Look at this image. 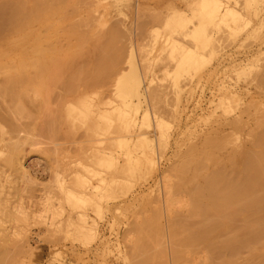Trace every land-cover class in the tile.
<instances>
[{
	"label": "rangeland",
	"instance_id": "rangeland-1",
	"mask_svg": "<svg viewBox=\"0 0 264 264\" xmlns=\"http://www.w3.org/2000/svg\"><path fill=\"white\" fill-rule=\"evenodd\" d=\"M54 1L56 3V0ZM68 1L66 0L65 8L67 14L65 10L54 15L48 22L53 24H42L39 19L33 24L38 29L37 33L40 32L44 47L51 48L53 45L49 42L54 39V59L60 60L61 63L65 61V64L60 63L61 66L64 65L61 71H65L63 73L65 77L69 76L72 70L78 68L80 70V67H86L99 57L97 55L99 49L103 50L110 44L112 38L108 37L114 32L119 36L117 39L121 38V42L118 41L117 44H122L121 47L124 45V48L120 47V52L124 51L120 53L117 44L113 45L112 42L118 50L116 53L113 52L115 53L113 55L118 58L120 54V60L117 59L118 63L114 58L117 65L115 63L112 66L114 72L112 70L107 72L113 75L108 74L111 76L104 77V80L108 79L107 83L102 80L103 84L100 81V85L96 82L94 87L87 86L91 88L82 84L76 89L79 91V93L76 91L78 95L75 91L65 95L63 91L67 92L64 88L66 86L62 87L65 82L57 81L56 83L59 82L60 85L58 83L56 86L54 82V90L50 94L53 93L48 98L50 109H45L42 103L47 100L46 96L38 95L33 88L30 90L32 89L35 94L31 90L28 91L29 96H26L28 92L20 96L22 92L18 93L17 88L18 95L14 96L19 97L15 98L9 93L11 91L15 93L16 88L11 90L8 87L10 91L7 92L5 87L10 81L7 77L13 71V63L18 64L21 58V49L17 46L7 47L2 42L7 36L19 35L20 33L15 31L19 30L22 22L15 13L12 14L15 6L11 5L9 8L13 2H9L7 7H1L4 0H0V48L4 45L8 51L11 50L8 52V59L2 62L4 66L2 64L0 66V264H231L228 262L235 259L231 257L232 260L227 261L230 255L241 257L235 261L236 264H242V258V261L245 258L243 262L247 264L248 259L255 260L259 253L261 255V252H264L262 250L264 245L258 244L256 248L260 249L258 250L260 252L248 255L251 250L245 248V245L240 246V248L243 246L242 250L239 248L241 251L235 250L242 244L243 239L238 242L237 237L235 243L240 244L237 243L238 246L235 245L234 248L227 247L229 250L222 249L226 247L222 242L226 239L225 234L231 230L233 232L237 227L245 226L247 234L252 231L257 234L256 229L252 228L251 231L253 224L250 223H255L253 226L257 228L264 222V213L263 218L260 217L261 221L253 217L254 220H259V224L256 221L250 222L253 219L248 215L250 211L241 210L240 217L238 214L232 215L234 220L228 216L222 218L221 225L224 228L228 227L225 224L228 219L230 228L234 229L229 228L228 232L222 227V233V230L219 233L217 231V236L225 238L219 239V244L225 247L219 245V248L214 249L215 254L218 252L216 257L210 253L212 247L209 249L206 241L201 245L202 240H199L200 245L190 246L192 243L195 244V241L190 239L193 235L191 232H197L196 226L197 229L202 228V224L205 226L203 222L200 223L201 226L197 223L204 215V211L205 213L208 211L201 210L203 211L201 216L200 212V215L196 214L195 209L188 207L187 201L190 197L187 194L196 186V180L198 183L201 180L189 174L193 166L195 168L194 163L189 166V171L182 168V163L183 158L187 159L188 155L200 156L209 140L212 144L213 140L224 138L223 148L219 149L222 151L217 150L218 156L221 155L219 158L225 157L232 148L235 150L236 147L252 146L253 142L250 140L251 138L254 140L255 136L250 135V131L252 133L256 131L252 130L253 127H258L255 125L264 120L262 91L264 83L261 82L264 80L260 78L264 77V0H220L223 4L216 0L218 3L215 4H220L221 8L213 5L215 0H210L213 1L211 9L213 6H216L214 10L219 7V12L217 19L208 22L209 25L206 23L208 28L204 29L208 32L205 31L210 40L207 39V43L202 46L200 40L194 41L192 38L196 32L203 29L201 25L206 22L203 18L196 17H199L197 13L203 3L209 4L207 0ZM225 6L234 9L236 14L233 12L234 15L230 16ZM9 10L12 16L16 15L13 16L14 19L8 16ZM19 16L22 17L20 14ZM8 21L10 23L13 21L14 26L7 23ZM206 24L203 26H207ZM245 24L247 25L244 26ZM43 27L46 30H42ZM172 41L174 43H171ZM105 45L107 46L102 48ZM113 48L111 50H114ZM174 48L197 52L198 56L190 61L192 65L188 62L185 69L179 64L182 59L180 51L179 55L176 54L178 56H174L177 52ZM200 55L201 58H198ZM65 58L69 60L66 61ZM202 58L203 61L206 60L204 63ZM189 64L191 66H188ZM66 66L70 69L67 70ZM31 69L29 66L26 69L27 73H24L25 77L28 75L26 77L28 79L31 76L30 72L33 71ZM133 75L140 80L138 94L127 93L122 85L126 76ZM23 76L19 77L20 80ZM25 77L22 82L24 79L28 82ZM19 78L15 81L18 82ZM80 95L83 98L86 95L87 101L91 100L88 102H92L90 108L94 112L89 113L87 109L88 113L79 111V115H76L78 112L76 111L71 114L70 108L72 109L73 105L75 107L78 104L80 108V100L82 106L85 103ZM18 106L22 109L24 107L26 112H21L22 109ZM16 110L18 111L15 112ZM50 110L51 113L54 112V118L60 116L57 123L54 121L55 126L52 127V122L50 123L53 129L48 127L49 123H44L45 120L48 122L52 120L51 117L49 120L46 117ZM103 110L105 115H109L110 112L112 121L108 120L109 118L108 122L105 118L101 121L100 114L101 117L105 116ZM120 114L126 115L128 121ZM72 115L80 116L79 118L86 116V120L82 118L85 120L83 122L79 118L73 119ZM256 116L257 119L261 116L258 121ZM99 120L103 125L107 123L105 127ZM238 120H242L241 125L236 123ZM109 122L110 132L106 127ZM127 123L131 125L125 126ZM45 124H48V128ZM100 125L103 126V130L107 129L108 133L103 131L104 133L99 135L102 131ZM49 128L52 131H49ZM216 132L222 136L217 133V137H214ZM51 133H54V136ZM219 136L221 138H218ZM191 149L197 150L198 154L195 152L197 155H193ZM200 149L202 150L199 151ZM100 160L102 163L103 161L115 163H108V167L106 164L102 165ZM208 163L206 170L209 172L214 169V162ZM177 164L180 166L176 167ZM186 170L190 176L184 179L187 175ZM184 184L188 186H183ZM96 186L99 187L97 190L94 189ZM71 191L75 194H71ZM90 192L94 193L93 196ZM78 193L83 196H80L83 202L85 198L88 199L84 206L78 204L79 199L75 197ZM72 195H75L77 206L73 204ZM95 203H99L101 209H98V204ZM192 212L196 215L191 214ZM210 214L212 217L210 215L209 220L219 215L214 212ZM219 216L220 219L223 217ZM208 219L207 221L204 219V222H212ZM220 219L216 218L218 222ZM179 222H185L184 227L188 229L193 226L191 227L193 230L190 229L187 234L183 232L184 237L179 235L180 229L176 228L181 226ZM211 224L206 227L209 228ZM247 224L251 225L250 228ZM262 224L264 225L261 223L260 226L263 228ZM206 227L203 228L207 229ZM247 227L250 231H247ZM240 230L235 229L236 232ZM243 230L242 235L245 236L246 232ZM259 230L257 231L261 237L258 233L256 238L259 240L262 238L261 242L264 244L262 235L264 230ZM235 231L234 233L238 235ZM230 234L233 235L229 233V237ZM240 235H238L240 238H244ZM185 236L189 237H186L190 239L189 242L187 239L186 243L183 241ZM215 241L218 243L217 238ZM253 242L255 243L256 239ZM184 244V248L181 247ZM179 250L181 254L177 255ZM183 250L188 251L184 253ZM233 250L237 255L232 254ZM219 252H223L221 253L223 256ZM240 252L243 253L239 256ZM260 255L258 259L262 262L264 255H261L262 258ZM259 260L256 259L250 264H261Z\"/></svg>",
	"mask_w": 264,
	"mask_h": 264
},
{
	"label": "bare ground",
	"instance_id": "bare-ground-1",
	"mask_svg": "<svg viewBox=\"0 0 264 264\" xmlns=\"http://www.w3.org/2000/svg\"><path fill=\"white\" fill-rule=\"evenodd\" d=\"M70 1V0H69ZM68 1V2H69ZM208 2H209V4L208 3H203V6H202V8H201V10L199 11V13H197L198 14V16L199 17H196V19L197 18H203V20L204 21H206L205 22V24L206 23H208V22H210V21H214L215 19H217V17H218V12H219V7H217L215 10H217L218 9V11H215L214 10V8L216 7V6H220V4L219 5H217V4H215L217 1L215 0V2L213 3V5H216L215 7L213 6V8L211 9V7H212V3L211 2H213V1H210V0H207ZM218 1H220V0H218ZM9 2H13L12 4H10V6H9V8L11 7V5H13V6H15V8L13 9V13L12 14H16L17 15V17H19L21 20H19L20 22H22L21 23V25H19L20 26V28H19V30H16L15 32H17L18 31V33H20L19 35H17V36H14V37H12V36H7L5 39H4V42H2V43H4L7 47H12V46H17V47H20V49H21V58H20V60L18 61V64H14L13 63V65L12 66H14L13 67V71H11V73H9V69H8V75H9V77H7L8 78V81H9V79H10V81L9 82H7V85H6V89L9 87L11 90H12V88H16L15 89V93H12V91H11V93H9V94H12L13 95V97H15L14 96V94L15 95H18V93L19 92H22V94H20V96L21 95H23V93L24 94H26L28 91H30L31 92V90H30V88H33L34 89V91L36 92V93H38V95H40L41 96V94H43V95H45L46 96V98H45V96L43 97V100H45V99H47V100H45V101H42V103H44L43 105H44V108L45 109H50V107H49V105H48V98L50 97V95H52V93L50 94V92L52 91V90H54L53 88H54V82H55V86H56V84H58V83H56L57 81H60V83H61V81L63 80L65 83H63V85H62V87L63 86H66V87H64L65 89H66V91L67 92H65V91H63L64 92V94L65 93H71V92H73L74 93V91H75V94H77V93H79V91L78 90H76V89H79V88H77L78 86H80V85H82V84H84V86L85 87H87V86H93L94 87V85L95 84H97V83H99L100 81L102 82V80H104V77H106V76H111V75H113V73H110V72H112L113 70L112 69H114V68H112V66H114V64L115 65H117V62L119 63V61L117 60L118 58H119V56H120V54H118V58H116V57H114V55L113 54H115L116 52V48H117V46H118V50L119 49H121V48H124V45H123V47H121L122 46V44L120 45L119 43L121 42V38H119V39H117L119 36L117 35V34H115L116 32H114L113 34H112V32L110 33V34H112V35H110V36H112V37H108V39L109 38H112V39H110V42L109 41H106L107 43L109 42L111 45L113 44V45H116L117 44V42L119 41V45L117 44V46H113L112 45V47H110L111 45L110 44H108V46L107 45H105V46H102V48L103 47H106V48H104L103 50H101V49H99L100 50V52H99V54H97V55H99V57H97V58H95V60L94 61H92V62H90V64L88 65L87 64V66L85 67V66H83V68H81L80 67V70H78L77 68V70H75L74 68V71L72 70V72H69V76H64V74L63 73H65V71H61V69H62V66L64 67V65H62L61 66V64H65V61L63 62V63H61V62H59L60 60H56V59H54V39L52 40V41H50L49 43L50 44H52L51 46V48L50 47H47V48H49V49H47L46 47H44L43 46V44H42V41H43V39H42V37L39 35L40 34V32H39V34L37 33L38 32V29L36 28V27H34V22L36 23V21H38V19L40 20V22H43L42 24H46V25H48L49 23V20L52 18V17H54V15H56V14H58V13H62V12H64L65 10V12H66V14H67V9H65L66 7H67V2H66V0H56V3H55V1L54 0H4V2L1 4V7L2 6H5V7H7V4H9ZM202 2V1H201ZM205 2H206V0H205ZM74 3H76V2H74ZM73 3V4H74ZM218 3V2H217ZM220 3H222L221 1H220ZM223 4V3H222ZM221 4V5H222ZM71 5V4H70ZM210 7H209V6ZM5 7H3V9L5 8ZM200 7H201V4H200ZM220 8H221V6H220ZM224 8H226V6L224 7ZM229 8V9H228ZM228 8H226V11L228 12V13H230V16H233L234 15V13L236 12L234 9H230V7H228ZM2 9V10H3ZM228 9V10H227ZM6 10V9H5ZM234 10V11H233ZM8 11V10H7ZM10 11V10H9ZM16 11V12H15ZM215 11V12H214ZM234 12V13H233ZM7 13V12H6ZM8 14V16L10 15L11 17H13V16H16V15H11V11H10V13H7ZM19 14L22 16V17H20L19 16ZM66 14H64V15H66ZM222 14V13H221ZM226 14V13H225ZM232 14V15H231ZM236 14V13H235ZM227 15V14H226ZM224 16V18H226L225 17V15H223ZM223 16H221L222 18H223ZM229 16V15H228ZM62 17H64V16H62ZM61 17V18H62ZM12 19H14V17L12 18ZM37 19V20H36ZM184 19V18H183ZM229 19H230V17H229ZM240 19V18H239ZM23 20V21H22ZM36 20V21H35ZM202 20V19H201ZM200 20V21H201ZM220 20H222V19H220ZM9 21H11L10 19H9ZM7 22V23H10V22ZM181 21H183V20H181ZM226 21V20H225ZM234 21V20H233ZM240 21H242L241 19H240ZM212 22H211V24H212ZM217 22V21H216ZM13 21L10 23V24H12L13 25ZM179 23H180V21H179ZM183 23V22H182ZM51 24H53V23H50L49 25H51ZM181 24V23H180ZM179 24V25H180ZM205 24H203V25H205ZM216 24V23H215ZM119 25V24H118ZM183 25V24H182ZM203 25H201L202 27H203V29H202V27H201V29L202 30H200L199 32H196L195 34H194V37L192 38V39H194V41L195 40H200L201 42V46H202V44H205V43H207L206 41H207V39H209V37L207 36V31L204 29V27L206 28H208V25H209V23H208V25L207 26H203ZM238 25V24H237ZM247 24H245L244 26H246ZM14 26V25H13ZM17 26V25H16ZM117 26V25H116ZM116 26L113 28V30L116 28ZM120 26V25H119ZM181 26V25H180ZM216 26V25H215ZM230 26V25H229ZM228 26V27H229ZM9 27V26H8ZM48 27H50L51 28V26H48ZM241 27V26H240ZM10 28H11V26H10ZM45 27H43L42 28V30H46V29H44ZM47 28V27H46ZM117 28H119V27H117ZM187 28V27H186ZM206 28V29H207ZM230 28V27H229ZM13 29H15V28H13ZM48 29V28H47ZM197 29V28H196ZM186 30V29H185ZM188 30V29H187ZM198 30V29H197ZM39 31H41V30H39ZM184 31V30H183ZM205 31L207 32V33H205ZM239 30H237V32H238ZM14 32V31H13ZM71 33V32H70ZM118 33V32H117ZM157 33V35H158V32H156ZM170 33V32H169ZM14 34V33H13ZM50 34V33H49ZM48 34V35H49ZM162 34V33H161ZM113 35H115V36H113ZM119 35H121L120 34V30H119ZM118 36V37H117ZM205 36H207V37H205ZM168 37V36H167ZM174 37V36H173ZM114 38L116 39L115 41H114ZM171 38H172V36H171ZM196 38V39H195ZM107 39V40H108ZM124 39V38H123ZM122 39V40H123ZM210 40V39H209ZM208 40V41H209ZM53 42V43H52ZM113 42V43H112ZM116 43V44H115ZM171 43H174L173 41L171 42ZM198 43V42H197ZM176 44V43H175ZM170 46H172V45H170ZM174 47H175V45H173ZM176 46H178V44L176 45ZM114 47V48H113ZM121 47V48H120ZM114 49V50H111V49ZM177 48V47H176ZM176 48H174V50H176ZM180 48V47H179ZM181 48H184V47H181ZM117 50V51H118ZM174 50H173V52H174ZM182 50V49H181ZM176 50L177 52H175V54H174V56L176 55V54H178L179 55V53H178V51H180V55H182V59H181V61H180V63L179 64H181V66H182V68H185L186 69V65L188 64V62L190 63V61L192 60V59H195V58H197V54L196 53H194L193 51H190V52H188V50H186V49H184V50ZM11 51V50H10ZM10 51H8V49L7 48H5L4 47V45L0 48V66H1V64H2V62H4L6 59H8V55H9V53L8 52H10ZM111 51H112V53H111ZM124 51V50H123ZM122 50H121V52H123ZM184 51V52H183ZM185 51H187V52H185ZM113 52H115V53H113ZM119 52H120V50H119ZM120 52V53H121ZM181 52L183 53V54H181ZM192 52V53H191ZM172 53V52H171ZM173 54V53H172ZM171 54V55H172ZM178 55H176V56H178ZM71 56V55H70ZM116 56H117V54H116ZM173 56V55H172ZM122 57V56H121ZM61 58V57H60ZM117 60V62H115L114 60L115 59ZM198 58H201V55H200V57H198ZM57 59H59V58H57ZM67 58H65V60H66ZM69 60V59H68ZM68 60H66V61H68ZM119 60H120V58H119ZM196 60H198V59H196ZM202 61H203V58L201 59ZM204 61H206V60H204ZM204 61H203V63H204ZM120 62H122V61H120ZM196 62V61H195ZM61 63V64H60ZM70 63V62H69ZM192 63V62H191ZM190 63V64H191ZM66 64H68V62H66ZM188 65V66H191V65ZM3 65V64H2ZM69 65V64H68ZM4 66V65H3ZM12 66H11V68H12ZM29 66L33 69V71H34V73H33V71H31L30 72V74L29 75H31V76H29V79L28 78H26L25 77V74L24 73H27V71L28 70H26L27 68H29ZM69 66H72L71 65V63H70V65ZM200 66V65H199ZM67 67V66H66ZM72 68V67H71ZM188 68V67H187ZM31 69V70H32ZM68 69H70V68H68L67 67V70ZM63 70H64V68H63ZM110 70H112V71H110ZM118 70V68L116 69V71ZM30 71V70H29ZM108 71H110L109 73H107ZM114 72V71H113ZM29 73V72H28ZM32 73V74H31ZM23 74H24V76H23ZM107 74V75H106ZM108 74H111V75H108ZM65 75H67V74H65ZM21 76H23L22 77V79L25 77L26 79H28V82L24 79V81L22 82V79L20 80V78L19 77H21ZM17 78H19L18 80V82H16L17 81ZM261 79H263L264 80V77L262 78V76L260 77ZM258 79V78H257ZM256 79V80H257ZM16 80V81H15ZM107 78H105V80L104 81H106V83H107ZM21 81V83H19ZM27 82L26 84L24 83V82ZM259 82H260V80H258ZM97 82V83H96ZM100 82V83H101ZM261 82L262 83H264V81H262L261 80ZM60 83H59V85H60ZM100 83L99 84H97V85H100ZM20 84H23V85H20ZM65 84V85H64ZM102 84H103V82H102ZM259 84V83H258ZM122 85H124L123 87H124V90L126 89L128 92L127 93H130V94H138L139 93V85H140V80H139V78L138 77H136V76H126V78H124V80L122 81ZM260 85V84H259ZM91 86V87H92ZM96 86V85H95ZM262 86V85H261ZM91 87H87V88H91ZM123 87H122V89H123ZM262 87H264V86H262ZM261 87V88H262ZM17 88H19L18 90V93H17ZM28 88H29V90H28ZM6 89H5V91H6ZM10 89H7V92H9L10 91ZM263 89V88H262ZM9 90V91H8ZM62 90H63V88H62ZM33 90H32V92H34ZM76 91H77V93H76ZM262 91H264V90H262ZM7 92H5V93H7ZM30 92H28L27 94H26V96H29L30 94ZM35 92H34V94H35ZM123 93H124V91H123ZM126 93V92H125ZM66 95V94H65ZM78 95V94H77ZM126 95H129V94H126ZM26 96H23V98L24 97H26ZM48 96V97H47ZM80 96H82V95H80ZM86 96V95H85ZM84 96V98H83V96H82V98H83V100H85V97ZM123 96H125V95H123ZM12 97V96H11ZM19 97V96H18ZM18 97H15V98H18ZM64 97V96H63ZM69 97H71V96H69ZM45 98V99H44ZM81 98V99H82ZM124 98V97H123ZM22 99V98H21ZM65 99V98H64ZM67 99V98H66ZM126 99V98H125ZM80 100V99H79ZM71 101V100H70ZM73 101V100H72ZM71 101V102H72ZM88 101H91V100H88ZM87 101V99L85 100V103H87V104H85L84 103V101H83V103H84V105L82 106L81 105V100H80V102H79V106H80V108L78 107V104H76L75 105V107H74V105L72 106V104L74 103V102H72V104H71V106H72V109L70 108V110L72 111L71 112V114H73V112H76V111H78L77 112V114L76 115H79V111H83V112H85V113H88L87 112V109H88V111H89V113L90 112H94V111H92V109L90 108V105H91V107H92V102H88ZM69 103V102H68ZM75 104V103H74ZM132 104V103H131ZM17 105H19V104H17ZM43 105H42V108H43ZM22 106V105H21ZM20 106V107H21ZM70 106V107H71ZM78 108H77V107ZM82 106V107H81ZM95 106V105H94ZM93 106V107H94ZM19 106H18V108H20ZM122 108V107H121ZM15 109H17V107L15 106ZM14 109V110H15ZM21 109H22V107H21ZM20 109V110H21ZM24 107H23V109L21 110V112L22 111H24ZM69 109V108H68ZM77 109V110H76ZM79 109V110H78ZM118 109V108H117ZM116 109V110H117ZM120 110V109H119ZM119 110H117V111H119ZM18 110H16L15 112H17ZM53 111H54V109H53ZM52 111V113H51V110H50V112L49 113H47L48 115L46 116L47 118H48V120H49V117H51L50 119H52L51 121L49 120V122L48 121H44V123L45 122H47V123H49V126L48 127H50V128H52L53 126H55V124H54V121L57 123V118L58 117H56V118H54V112ZM101 111V110H100ZM99 111V112H100ZM104 111V110H103ZM124 111V113H125V110H123ZM24 112H26V111H24ZM80 112V113H81ZM113 112V111H112ZM122 112V111H121ZM19 113H20V111H19ZM52 115H51V114ZM103 113V112H102ZM109 113V115L107 114V115H105L106 113H105V111H104V117H103V115H102V117H101V114H100V118L102 119V118H105L106 120L105 121H107V119L108 120H111L112 121V116L110 117V112H108ZM123 113V114H124ZM24 114V113H23ZM50 114V115H49ZM71 114H68V115H71ZM82 114V113H81ZM123 114L121 115V117L122 118H124V116H125V121L127 120V117H126V115H124L123 116ZM21 115H22V113H21ZM89 115H91V114H89ZM92 115H93V113H92ZM118 115V114H117ZM74 115H72L71 117L73 118V119H75V118H79L78 116L77 117H73ZM82 116H83V114H82ZM81 116V118H79V120H83V119H85L86 120V116H85V118L84 117H82ZM53 117V118H52ZM88 117V116H87ZM90 117V116H89ZM95 117V116H94ZM130 117V116H129ZM128 117V118H129ZM259 117V119H260V117L261 116H258ZM59 118H60V116H59ZM58 118V119H59ZM70 118V117H69ZM83 118V119H82ZM93 118V116L91 117V119ZM97 118V117H96ZM111 118V119H110ZM72 119V120H73ZM88 119V118H87ZM98 119H99V117H98ZM113 119H114V117H113ZM124 119H122V120H124ZM130 119H132V115H131V118ZM129 119V120H130ZM238 119H240V118H238ZM256 119H257V116H256ZM255 119V120H256ZM259 119H257V121L259 120ZM71 120V121H72ZM77 120V119H76ZM78 120V121H79ZM85 120H83V122H85ZM89 120H90V118H89ZM77 121V122H78ZM101 121H104L103 119L101 120ZM101 121L99 120V122L101 123ZM128 121V120H127ZM135 121H136V119H135ZM235 121V120H234ZM236 121H237V119H236ZM52 122V127H51V123ZM73 122V121H72ZM74 122H76L75 120H74ZM79 122H82V121H79ZM82 122V123H83ZM108 122V121H107ZM114 122H115V120H114ZM131 122V121H130ZM129 122V123H130ZM256 122V121H255ZM123 123V122H122ZM124 123H126V122H124ZM129 123H127V125H125V126H128V124ZM131 123H133V121L131 122ZM236 123H239L240 125H241V123H242V120L241 121H239L238 120V122H236ZM58 124H59V122H58ZM105 124H107V123H104V125ZM110 124V125H109ZM134 124V123H133ZM238 124V125H239ZM258 124V125H257ZM255 126H258V127H253L254 129H252L253 131L254 130H256V131H254L253 133H252V131H250V135H254L255 136V138H254V140H252L253 138H251V142H253V143H251V147H247V148H245V147H243V148H238V147H236V149H239V150H241V151H237L236 149L234 150L233 148L232 149H230L226 154L227 155H225V157H223V158H219V156H221V155H219L218 156V152H217V150L218 151H220L219 149H220V147H222L223 148V142L225 141L224 140V138L222 137V139L224 140H221V139H219V140H217L216 141V139L215 140H213V143L211 144V140H209V143H210V145H209V143L204 147V149L202 150V149H200L199 151H201V155L200 156H192V155H188V157H187V154L188 153H186L185 154V156L187 157V159H185V158H183V160H184V162L182 163L181 162V160H180V162L182 163V168L185 170V169H187L188 171H189V166H191L192 165V163H194L195 164V168H194V166H193V170H192V168L190 169V170H192V171H194V173L191 171H189V174L191 173V176L192 175H194V177H198V178H200L199 180H201V181H199V183H198V180H196V186L194 187V188H192V190H190L189 191V194H187L189 197H190V199H189V201H187L188 202V207H190L191 206V208L192 209H195V213L196 214H199V212H200V214H201V216H202V213H203V211L204 210H206V212L208 211L209 212V214H208V212L207 213H205V211H204V215L203 216H206V215H208V217L206 216V218H203V216H202V218L200 219L199 218V220L200 221H198L199 223H197V224H199L200 226H201V224H202V222L203 223H205V226H204V224H202V228H199L198 227V229H197V226H196V229H195V231L197 230V232L195 233H193V231L191 232V234H193L192 235V237H190V239L194 242L195 241V244H193L192 242V244L190 245L191 247H193L194 245L196 246V245H202L203 244V241H206L207 242V244H209V249L212 247V249H210V250H208V249H206V250H208V252L210 251V253H212V255L213 254H215V251H214V249L215 248H217L219 245L221 246V244H219L220 242V240H224L223 238H220V235H218L217 236V234L221 231V233L223 232V229H225V230H228L230 227H231V224L229 225V221H228V219H227V221L226 220H224V222L226 221V223L225 224H227V226L228 227H226L225 226V228H224V226L223 225H221V221H222V218H225V217H231L230 219H232L234 216H232V215H237L238 217H240L239 215H240V213L242 212L241 210H243V211H245V212H249L248 213V215H249V217L251 216V219L253 218V217H257L256 219H258L259 218V220L261 221V219L264 217L263 216V213H264V120L263 121H259L258 123H257ZM46 125V127H47V125L48 124H45ZM96 125H97V127H99V125L96 123ZM101 125H103L102 123H101ZM100 125V127L102 128V131H101V129H100V131H101V133L99 134V135H102V132L104 131L105 133H108V132H110V130H111V127L108 129V127L109 126H111V123L109 122L108 123V125L106 126L107 127V129H108V132H106L107 131V129H104L103 130V126H101ZM113 125H114V123H113ZM129 125H131V124H129ZM56 126H58V125H56ZM124 126V125H123ZM47 127V128H48ZM105 127V126H104ZM122 127V126H121ZM50 128H49V131H52V130H50ZM57 128V127H56ZM256 128V129H255ZM53 129V128H52ZM260 129V130H259ZM262 129V130H261ZM48 130V129H47ZM47 130H45V131H47ZM99 130V129H98ZM96 133H97V130L95 129L94 130ZM99 131V132H100ZM53 132H54V130H53ZM98 132V133H99ZM103 132V133H104ZM49 133V132H48ZM96 133H95V135H96ZM217 133H219V132H216V134L214 135V137H217L216 135H217ZM255 133V134H254ZM50 134V133H49ZM52 135L54 134V133H51ZM220 134V133H219ZM108 135V134H107ZM221 135V134H220ZM54 136V135H53ZM222 136V135H221ZM221 136H219L218 138H221ZM253 136V137H254ZM99 137V136H98ZM213 138V137H212ZM208 139H210V138H208ZM223 141V142H222ZM225 143V142H224ZM247 145V144H246ZM225 147V146H224ZM191 148H193L192 146H191ZM194 149V148H193ZM187 151H189V150H187ZM191 151H193V152H191V153H194L193 155H197L198 154V152H197V150L196 151H194V150H192L191 149ZM222 151V150H221ZM220 151V152H221ZM96 152V151H95ZM98 152V151H97ZM186 152V151H185ZM195 152L197 153V154H195ZM130 153H131V151H130ZM109 154H110V152H109ZM106 155V154H105ZM108 155V154H107ZM100 156V155H99ZM112 156V155H111ZM114 156V155H113ZM185 156H183V157H185ZM222 156H224V155H222ZM110 157V156H109ZM104 158V157H103ZM108 158V157H107ZM113 159V158H112ZM108 160V159H107ZM115 160V159H114ZM103 161V160H102ZM110 161V160H109ZM209 161H213L214 162V169L211 167V169H213V170H211V171H207L206 170V164H209L208 162ZM100 162H101V160H100ZM104 163H102V165H104V166H106L108 163H113L112 161L111 162H108V163H106L107 161H103ZM136 162V161H135ZM179 162V163H180ZM115 163V162H114ZM113 163V164H114ZM211 163V162H210ZM106 164V165H105ZM212 164V163H211ZM211 164H210V166H211ZM117 165V164H116ZM178 166H176V167H179L180 166V164H177ZM108 166V165H107ZM110 166H113V165H111L110 164ZM209 166V165H208ZM207 166V167H208ZM109 167V166H108ZM115 167V166H114ZM100 168V167H99ZM102 168V167H101ZM116 168V167H115ZM106 169V168H105ZM101 170V169H100ZM180 170V169H179ZM178 170V171H179ZM183 170V171H184ZM185 171V173L187 174V172L188 171ZM182 172V171H181ZM185 173H183V174H185ZM178 174H180V172L178 173ZM182 175V174H181ZM188 176H190V175H186L185 176V178H184V176H183V178L184 179H186V177H188ZM179 177H180V175H179ZM181 178V177H180ZM182 178V179H183ZM115 179V178H114ZM106 180V179H105ZM108 182V181H107ZM116 182V181H115ZM86 183V182H85ZM114 183V182H113ZM105 184V183H104ZM116 184V183H115ZM105 185H107V184H105ZM180 185V184H179ZM188 186L187 184H184L183 186ZM99 187H97L96 186V188L94 187V189H98ZM111 188V187H110ZM183 188V187H182ZM113 189V188H112ZM184 189H187V188H184ZM188 189H190V188H188ZM68 191V190H67ZM70 191V190H69ZM122 191V190H121ZM100 192V191H99ZM110 192V191H109ZM71 194L73 193L72 191L70 192ZM93 192H90V194H92ZM103 193V192H102ZM186 193H188V192H186ZM73 194H75V193H73ZM80 193H78V195H74L76 198H77V200H78V204H82V206H84L85 205V203H88V199L87 198H85L86 200H84L85 202H83V199L81 198L80 199V196L81 197H83L81 194L79 195ZM85 194V193H84ZM87 194V193H86ZM89 194V193H88ZM87 194V195H88ZM94 194V193H93ZM93 194H92V196H93ZM106 195H107V193H105ZM73 196V195H72ZM73 196V197H74ZM103 196H105V195H103ZM75 197L74 198H72L71 197V199H73V204L75 205L76 203H77V200L75 199ZM79 197V198H78ZM101 197V196H100ZM99 197V198H100ZM110 197V196H109ZM108 197V198H109ZM90 198V197H89ZM92 198V197H91ZM68 199V198H67ZM76 200V201H75ZM94 200V199H93ZM72 201V200H71ZM87 201V202H86ZM80 202V203H79ZM95 202V201H94ZM173 202H174V200H173ZM182 202V201H181ZM177 203V202H176ZM179 203H180V201H179ZM84 204V205H83ZM96 204V203H95ZM98 204V209H101V208H99V206L101 207V205H99V203H97ZM96 204V205H97ZM172 204V203H171ZM186 204V203H185ZM87 205V204H86ZM76 206H77V204H76ZM185 206H187V205H185ZM96 207V206H95ZM187 208V207H186ZM190 208V209H191ZM191 209V210H192ZM191 210H190V212H191ZM201 210H203L202 212H201ZM252 210V211H251ZM193 211V210H192ZM210 212H214L215 214L217 213V214H219V215H222L223 217H221V219H220V216L219 215H217L218 217H216V218H219L220 219V222H218V220H216V218H213L214 220H215V222H214V220L211 218L210 220H212V222L208 219V218H210V217H212V215L210 214ZM194 212H192L191 214H193ZM193 214V215H196V214ZM190 214V213H189ZM199 214V215H200ZM211 215V216H210ZM247 215V214H246ZM210 216V217H209ZM236 216V218H238ZM263 216V217H262ZM227 217V218H228ZM260 217H262V218H260ZM246 218H248V217H246ZM245 218V219H246ZM203 219V220H202ZM204 219H205V221H207L206 219H208L210 222H207L208 224H211L212 226H208L209 228H207L206 227V225H208L206 222H204ZM232 220H234V218L232 219ZM248 219H246V221H247ZM259 220H254V218L252 219V221H250V222H253V221H256V223L257 224H259L260 222H259ZM263 220H264V218H263ZM82 221H84V220H82ZM214 222V223H213ZM224 222H223V224H224ZM247 222H249V221H247ZM249 222V223H250ZM180 223V222H179ZM185 223V222H184ZM184 223L183 222H181L180 224H181V226H177L176 227V224H175V226L174 227H176V228H179L180 229V231L179 230H176V231H179L178 232V234L179 235H182L183 237H184V233L185 234H187V231H189L190 229H191V227H193V226H191V227H189L190 229H188V228H186V227H184L185 225H184ZM201 223V224H200ZM216 223V224H215ZM261 223H264V222H261ZM261 223L258 225L259 227H261V228H258V226H257V228H255L253 225H256L255 223H250V224H253L252 225V227L250 228V226L251 225H248V227L251 229V231L253 230L252 228H254V229H256L255 231L257 232V234L259 233V237H261V234H260V232H258L257 230H259V229H262V230H264V225H263V228H262V226H260L261 225ZM224 224V225H225ZM73 225H75V224H73ZM173 225L174 224H172V228H173ZM179 225V224H178ZM183 225V226H182ZM187 225V224H186ZM221 225V226H220ZM82 226V225H81ZM84 226V225H83ZM188 226V225H187ZM189 226H190V224H189ZM195 227V226H194ZM203 227H206L207 229H205V228H203ZM222 227H223V229H222ZM232 227H234V226H232ZM248 227H247V231H250L249 229H248ZM220 229V230H219ZM231 229H234V228H230L229 230H231ZM235 229H241L240 231H235ZM234 230H233V232H229V230H228V232L229 233H232L233 235L231 236V234H230V237H229V233H227V231H226V233L228 234V236H227V234H225V236H226V239H227V241H223L222 243L226 246H224L223 244V246H221V247H225V248H222V249H227V247H229V248H234V246L235 245H237L238 246V244H240V243H238L239 241L238 240H240V239H243L242 241H241V243L242 244H240L239 246H238V249H235V250H239V251H241L242 249H243V246L240 248V246L241 245H245L244 247L245 248H248V249H250L251 251H249L248 249H245V250H247V252L249 251V253H248V255H250V253H253L254 255H255V253H257V252H260V251H258V250H260V249H258L257 250V246H259L258 244H261L260 246H262V245H264V244H262L263 243V241L261 242V239L262 238H260V240H259V238H258V240H257V238H256V233L254 232V231H252V232H248V234H247V232H246V227L245 226H242V228L240 227H237V228H235ZM244 229V230H243ZM91 230H93V229H91ZM191 230H193V229H191ZM242 230L243 231H245L246 232V234H245V232H244V234H245V236H243L242 234H243V232H242ZM261 230V231H262ZM81 231V230H80ZM173 231H174V228H173ZM217 231H218V233H217ZM234 231L236 232V233H238V235H240V233H241V235H242V237H244V238H240L238 235H236L235 233H234ZM260 231V230H259ZM84 232V231H83ZM175 232V231H174ZM184 232V233H183ZM254 232V233H253ZM90 233V232H89ZM88 233V234H89ZM190 233V232H189ZM217 233V234H216ZM85 234V233H84ZM83 234V235H84ZM91 234H93V232L91 233ZM177 234V235H178ZM236 235V237L234 238V236ZM190 235V234H189ZM188 235V236H189ZM240 235V236H241ZM262 235H264V234H262ZM176 236V235H175ZM174 236V237H175ZM188 236H185V240L183 239V237H182V239H183V241L186 243V239L187 238H189ZM191 236V235H190ZM177 237H179V236H177ZM187 237V238H186ZM228 237V238H227ZM238 237V239H237V243H235V239ZM92 238V237H91ZM176 238V237H175ZM179 238H181V237H179ZM216 238L218 239V243H217V241H215L216 240ZM254 238V239H253ZM264 238V237H263ZM177 239V238H176ZM190 239L187 241V242H189L190 241ZM220 239V240H219ZM255 239H256V246H255V243L253 242V241H255ZM199 240H202V243H198L199 242ZM141 241V240H140ZM177 241V240H176ZM176 241H175V243H176ZM183 241H182V243H183ZM258 241V242H257ZM178 242V241H177ZM180 243H181V241H179ZM261 242V243H260ZM181 243V244H182ZM244 243V244H243ZM190 244V243H189ZM206 244V243H205ZM188 245V244H187ZM193 245V246H192ZM250 247H248V246ZM184 246H185V244L182 246L181 245V247H183L184 248ZM219 246V247H220ZM236 246V247H237ZM186 247H189V246H186ZM186 247H185V249H186ZM199 247V246H198ZM201 247V246H200ZM206 247H208V246H206ZM218 247V248H219ZM176 248V247H175ZM178 248H180V247H178ZM190 248V247H189ZM188 248V249H189ZM196 248V247H195ZM229 248L227 249V250H229ZM241 250H240V249ZM177 249V248H176ZM180 250H182V249H180ZM175 251V252H177L178 254L177 255H179V254H181L180 252L181 251ZM193 250H194V248H193ZM216 250V249H215ZM262 250H264V249H262ZM261 250V251H262ZM184 251V250H183ZM188 251V250H187ZM187 251H184V253H186ZM195 251V250H194ZM212 251H214V252H212ZM208 252H206V253H208ZM217 252V251H216ZM227 252V251H226ZM236 252V251H235ZM184 253H183V255H184ZM209 253V254H210ZM221 253H223V252H219V254L221 255ZM224 253H225V251H224ZM232 253V251L230 252V254ZM243 253V252H242ZM241 252H240V254H239V256L242 254ZM246 253V252H245ZM245 253L243 254V255H245ZM263 253V254H262ZM208 254V255H209ZM232 254H236L237 255V253H234V250H233V253ZM182 255V256H183ZM212 255H210L211 257H213ZM216 255H218V252H217V254H215L214 256L216 257ZM225 255V254H224ZM228 255V254H227ZM247 255V256H248ZM259 255H260V253H259ZM259 255H257L256 257V259H257V261L259 260L258 259V256ZM261 255H264V252H261ZM261 255H260V257H261ZM209 256V257H210ZM221 256H223V255H221ZM226 256V255H225ZM246 256V258L248 259V257ZM252 256V255H251ZM210 257V258H211ZM233 259H235L234 261H231L232 260V258ZM235 255H233V256H231L230 255V257L228 256L227 257V261L228 260H230L231 262H228V263H231V264H236V260H239L240 258L239 257H235ZM245 257V256H244ZM255 257V256H254ZM180 258V257H179ZM222 257H220V259H221ZM231 258V259H230ZM262 258V257H261ZM215 259V258H214ZM243 259V258H242ZM242 259H241V262H242V264L244 263V264H247V263H245V262H243L244 260H245V258H244V260L242 261ZM246 259V260H247ZM255 259V258H254ZM256 259L255 260H253L252 258H250V260L248 259V264H250L252 261H256ZM225 260H226V258H225ZM263 260H264V257H263ZM262 260V262L264 263V261ZM224 261V260H223ZM226 261V262H227ZM236 261V262H235ZM240 262V261H239ZM238 262V263H239ZM259 262H260V260H259ZM262 262H260L261 264H263ZM240 264V263H239ZM256 264V263H255Z\"/></svg>",
	"mask_w": 264,
	"mask_h": 264
}]
</instances>
